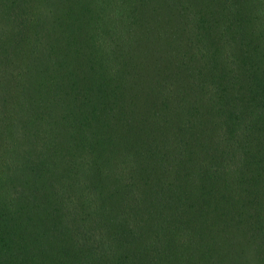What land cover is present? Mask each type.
<instances>
[{
    "label": "trees",
    "instance_id": "16d2710c",
    "mask_svg": "<svg viewBox=\"0 0 264 264\" xmlns=\"http://www.w3.org/2000/svg\"><path fill=\"white\" fill-rule=\"evenodd\" d=\"M0 264H264V0H0Z\"/></svg>",
    "mask_w": 264,
    "mask_h": 264
}]
</instances>
